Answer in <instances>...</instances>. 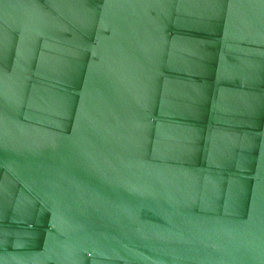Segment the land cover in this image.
I'll return each instance as SVG.
<instances>
[{
    "label": "water",
    "instance_id": "obj_1",
    "mask_svg": "<svg viewBox=\"0 0 264 264\" xmlns=\"http://www.w3.org/2000/svg\"><path fill=\"white\" fill-rule=\"evenodd\" d=\"M0 264H264V0H0Z\"/></svg>",
    "mask_w": 264,
    "mask_h": 264
}]
</instances>
